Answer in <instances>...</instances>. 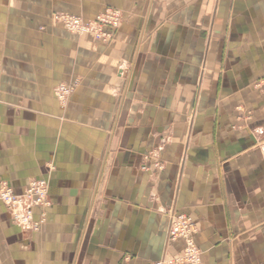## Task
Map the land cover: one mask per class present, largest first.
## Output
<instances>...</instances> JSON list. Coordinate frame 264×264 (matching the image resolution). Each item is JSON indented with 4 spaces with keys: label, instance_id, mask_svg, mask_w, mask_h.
<instances>
[{
    "label": "crops",
    "instance_id": "crops-1",
    "mask_svg": "<svg viewBox=\"0 0 264 264\" xmlns=\"http://www.w3.org/2000/svg\"><path fill=\"white\" fill-rule=\"evenodd\" d=\"M106 7L108 44L54 21ZM263 137L264 0H0V184L47 191L36 232L0 203V264L165 261L169 211L201 264H264Z\"/></svg>",
    "mask_w": 264,
    "mask_h": 264
},
{
    "label": "built area",
    "instance_id": "built-area-1",
    "mask_svg": "<svg viewBox=\"0 0 264 264\" xmlns=\"http://www.w3.org/2000/svg\"><path fill=\"white\" fill-rule=\"evenodd\" d=\"M55 23L62 26L67 32L75 36L91 35L96 41L108 44L113 32L122 23V14L119 10L106 7L91 21L67 14H56ZM77 82L70 85L61 84L55 90V97L60 103H64L73 93ZM264 163V137L257 143ZM147 160V158H144ZM154 168H160L158 164ZM141 170H148L147 165L141 166ZM46 183L43 180H31L21 194H16L7 183L0 184V203L4 206L13 225L24 232H36L43 220H34L33 210L46 205ZM168 239L181 241L183 249L179 256L160 261L155 264H201V252L195 244L194 238L197 227L193 219L186 214L169 211Z\"/></svg>",
    "mask_w": 264,
    "mask_h": 264
}]
</instances>
